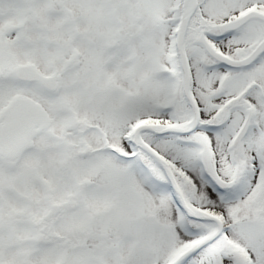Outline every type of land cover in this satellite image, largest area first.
<instances>
[{
    "label": "snow or ice",
    "instance_id": "1",
    "mask_svg": "<svg viewBox=\"0 0 264 264\" xmlns=\"http://www.w3.org/2000/svg\"><path fill=\"white\" fill-rule=\"evenodd\" d=\"M0 264H264V0H0Z\"/></svg>",
    "mask_w": 264,
    "mask_h": 264
}]
</instances>
